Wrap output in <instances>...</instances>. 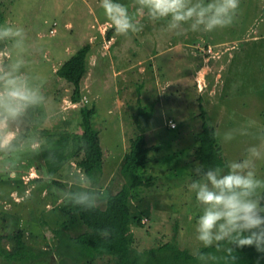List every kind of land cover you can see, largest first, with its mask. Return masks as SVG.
Listing matches in <instances>:
<instances>
[{
    "label": "rangeland",
    "instance_id": "374dc122",
    "mask_svg": "<svg viewBox=\"0 0 264 264\" xmlns=\"http://www.w3.org/2000/svg\"><path fill=\"white\" fill-rule=\"evenodd\" d=\"M121 2L140 30L116 33L99 0H0V24L24 29L19 45L14 38L0 40V67L22 60L21 71L42 97L15 118L0 116V233L9 236L3 240L7 248L18 229L41 249L59 247L55 229L72 236L87 229L65 199L76 190L73 173L81 171L71 155L82 116L79 103L71 101L72 86L57 74L86 44L92 48L82 103L96 106L94 126L104 150L98 205L105 207L107 197L122 188L121 164L132 140L144 134L149 150L140 169L148 186L130 201L134 246L140 251L168 243L192 255L203 249L195 239L198 206L187 184L200 163L204 120L217 132L224 163L264 143V0H240L233 24L208 33L186 25L169 29L166 21L136 16V0ZM122 69L126 73L118 74ZM19 134L27 136L10 151ZM48 139L69 156L52 176L40 150ZM0 264L8 263L0 256ZM32 264L120 262L111 255H68Z\"/></svg>",
    "mask_w": 264,
    "mask_h": 264
},
{
    "label": "clouds",
    "instance_id": "9594fccd",
    "mask_svg": "<svg viewBox=\"0 0 264 264\" xmlns=\"http://www.w3.org/2000/svg\"><path fill=\"white\" fill-rule=\"evenodd\" d=\"M240 0H136V16L149 21H166L169 29L186 25L195 33H208L233 24ZM103 15L118 34L136 32L141 25L121 0H99ZM24 29L0 24V40L14 38L19 45ZM20 59L0 67V116L15 118L29 106L41 102L39 92L21 71ZM264 143L249 146L242 156L227 159L214 167L197 163L194 178L187 184L198 206L195 239L207 249L223 247L232 255L237 248L254 247L264 253ZM76 190L65 199L83 209L95 207L96 194L91 178L82 171L73 173ZM203 255V254H202Z\"/></svg>",
    "mask_w": 264,
    "mask_h": 264
},
{
    "label": "trees",
    "instance_id": "16d2710c",
    "mask_svg": "<svg viewBox=\"0 0 264 264\" xmlns=\"http://www.w3.org/2000/svg\"><path fill=\"white\" fill-rule=\"evenodd\" d=\"M91 48L90 44L79 48L62 64L57 74L72 86L71 101L79 103L82 116V133L77 136L71 159L75 160L81 171L91 178V190L97 197L104 167V150L100 133L94 126L96 106H87L82 103V83L88 72V56ZM26 136L27 134L16 136L8 145L9 150L14 151L18 148ZM199 138L200 163L206 167L223 164L224 162L218 155L217 132L206 120H204ZM40 150L51 176L61 170L64 161L69 158L65 150L58 147L54 139H48ZM148 152L149 150L145 147L144 134L137 135L132 140L131 149L125 154L121 165L120 173L125 180L122 188L107 197L105 207L98 205L97 202L91 209L74 206L75 212L87 226L84 232L72 236L68 232L55 229L61 240L59 247L55 249H41L30 245L20 229L11 234L13 245L7 248L3 240L9 236L0 233V256L8 264H32L38 259H57L68 255H76L77 259L88 255H111L116 257L120 264H264V253L257 252L251 246L235 249L232 254L235 260H232L223 247L203 248L197 255L181 249L176 243H168L145 252L136 248L134 234L131 230L135 216L131 213L130 201L136 190L148 186L144 183V178L140 173V169L147 165ZM220 250L222 253L219 252Z\"/></svg>",
    "mask_w": 264,
    "mask_h": 264
},
{
    "label": "crops",
    "instance_id": "0c3cea01",
    "mask_svg": "<svg viewBox=\"0 0 264 264\" xmlns=\"http://www.w3.org/2000/svg\"><path fill=\"white\" fill-rule=\"evenodd\" d=\"M121 51H122V48H121ZM125 71H126V69H125V70L122 69L121 71L118 72V74H121V75H122V74H125V73H126ZM117 101H118V100H117ZM122 163H123V162H122ZM121 165H122V164H121Z\"/></svg>",
    "mask_w": 264,
    "mask_h": 264
}]
</instances>
